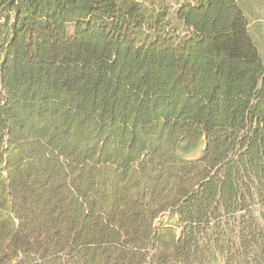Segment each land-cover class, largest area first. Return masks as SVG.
I'll return each mask as SVG.
<instances>
[{"label": "trees", "instance_id": "1", "mask_svg": "<svg viewBox=\"0 0 264 264\" xmlns=\"http://www.w3.org/2000/svg\"><path fill=\"white\" fill-rule=\"evenodd\" d=\"M0 0V264H264V57L235 0Z\"/></svg>", "mask_w": 264, "mask_h": 264}, {"label": "rangeland", "instance_id": "2", "mask_svg": "<svg viewBox=\"0 0 264 264\" xmlns=\"http://www.w3.org/2000/svg\"><path fill=\"white\" fill-rule=\"evenodd\" d=\"M147 13L155 18L158 15L165 17L163 25L169 24L168 29H173L184 34L182 25L176 20L175 14L184 3L196 4L199 0H135ZM244 10L248 20V32L256 44L259 53L264 57V0H235Z\"/></svg>", "mask_w": 264, "mask_h": 264}]
</instances>
